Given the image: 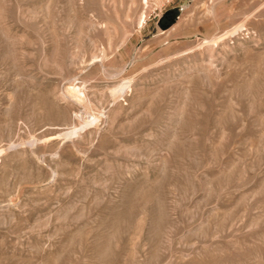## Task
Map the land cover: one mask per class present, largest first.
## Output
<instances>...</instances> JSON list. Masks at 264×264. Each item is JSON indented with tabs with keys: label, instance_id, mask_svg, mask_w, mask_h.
<instances>
[{
	"label": "rangeland",
	"instance_id": "374dc122",
	"mask_svg": "<svg viewBox=\"0 0 264 264\" xmlns=\"http://www.w3.org/2000/svg\"><path fill=\"white\" fill-rule=\"evenodd\" d=\"M0 264H264V0H0Z\"/></svg>",
	"mask_w": 264,
	"mask_h": 264
},
{
	"label": "water",
	"instance_id": "95a60500",
	"mask_svg": "<svg viewBox=\"0 0 264 264\" xmlns=\"http://www.w3.org/2000/svg\"><path fill=\"white\" fill-rule=\"evenodd\" d=\"M180 10L178 8L170 9L164 14V19H167L164 23L162 20L160 21V26L163 29H167L172 23H174L178 16H179Z\"/></svg>",
	"mask_w": 264,
	"mask_h": 264
}]
</instances>
